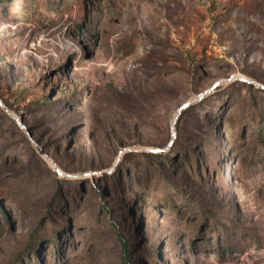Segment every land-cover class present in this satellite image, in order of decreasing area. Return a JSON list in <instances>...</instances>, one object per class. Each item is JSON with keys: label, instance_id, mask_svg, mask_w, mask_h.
Listing matches in <instances>:
<instances>
[{"label": "rangeland", "instance_id": "rangeland-1", "mask_svg": "<svg viewBox=\"0 0 264 264\" xmlns=\"http://www.w3.org/2000/svg\"><path fill=\"white\" fill-rule=\"evenodd\" d=\"M256 84L264 0H0V264H264Z\"/></svg>", "mask_w": 264, "mask_h": 264}, {"label": "water", "instance_id": "water-1", "mask_svg": "<svg viewBox=\"0 0 264 264\" xmlns=\"http://www.w3.org/2000/svg\"><path fill=\"white\" fill-rule=\"evenodd\" d=\"M232 80H234V81H237V80H239V81H241V82H252L251 80H248V79H246V78H232ZM252 83H254V82H252ZM256 85H258L260 88H262V89H264V86L263 85H259V84H256ZM193 101H190V102H187L186 104H184L183 106H181L179 109H178V111H177V113H176V115H175V117H174V119H173V123L177 120V118L179 117V115L187 108V107H189L190 105H191V103H192ZM0 106L1 107H3L4 108V105L2 104V102L0 101ZM12 117V116H11ZM15 120H16V118H15ZM21 125V127L23 128V129H25L24 128V126L22 125V124H20ZM29 137V136H28ZM173 137V136H172ZM171 145V142H169V144L166 146V148H168L169 146ZM39 150V152H40V154H42L43 155V153H42V151L40 150V149H38ZM134 151H137L136 149H133V148H128V149H125V150H123V151H121L120 152V154H119V158H120V156L124 153V152H134ZM159 151H161L160 149H153V148H145V149H143V152H147V153H154V154H156V153H158ZM54 170H55V172L57 173V174H62L61 172H60V170H58V168L54 165Z\"/></svg>", "mask_w": 264, "mask_h": 264}, {"label": "trees", "instance_id": "trees-1", "mask_svg": "<svg viewBox=\"0 0 264 264\" xmlns=\"http://www.w3.org/2000/svg\"><path fill=\"white\" fill-rule=\"evenodd\" d=\"M143 154H145V153H143ZM122 246H123V249H124L125 254H127L128 245H127V243L125 241L122 242Z\"/></svg>", "mask_w": 264, "mask_h": 264}]
</instances>
